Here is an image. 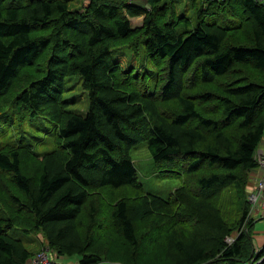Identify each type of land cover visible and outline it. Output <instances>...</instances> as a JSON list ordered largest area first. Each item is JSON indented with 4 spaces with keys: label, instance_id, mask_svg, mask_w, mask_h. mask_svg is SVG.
<instances>
[{
    "label": "trees",
    "instance_id": "obj_1",
    "mask_svg": "<svg viewBox=\"0 0 264 264\" xmlns=\"http://www.w3.org/2000/svg\"><path fill=\"white\" fill-rule=\"evenodd\" d=\"M124 48L139 65H123ZM73 75L87 92L85 112L64 97ZM27 119H39L43 138L52 137L49 150L36 152L43 138L22 135ZM4 124H12L14 140L0 141V264L35 256L9 233L14 227L42 234L49 249L76 255L78 264L106 263V253L92 250L95 211L85 203L95 190L127 186L139 197L114 202L118 227L110 231L128 246L124 264L247 263L254 220L245 186L264 135V6L0 0ZM139 142L157 167L165 164L160 176L194 174L195 185L187 180L166 198L144 193L130 156ZM232 186L244 194L236 220L220 204ZM257 255L255 262L264 247Z\"/></svg>",
    "mask_w": 264,
    "mask_h": 264
},
{
    "label": "rangeland",
    "instance_id": "obj_2",
    "mask_svg": "<svg viewBox=\"0 0 264 264\" xmlns=\"http://www.w3.org/2000/svg\"><path fill=\"white\" fill-rule=\"evenodd\" d=\"M141 17L134 18L133 23H140ZM126 56L123 58V65L126 63H131L135 65H139V62H135V57H128L130 55V51L124 48ZM25 69L24 71H27ZM133 68L130 69L132 71ZM66 87L68 88L64 92V97L66 99H73V102L68 105V107L74 111L85 112L88 105V97L87 92L81 87L80 79L78 75H73L67 77ZM164 106V105H163ZM174 102H170L166 104V107L169 110H174L176 107ZM171 112V111H169ZM23 131L22 135L29 136L31 134L38 135L39 137L43 138L44 135L42 134V130L40 129V122L39 119L29 120L27 119L23 123ZM6 129V130H5ZM3 130H5L3 132ZM0 133L4 135H0V141H13L14 138L12 136L13 133V126L12 124H4L0 127ZM52 147V137L46 135L43 138V143L41 145L34 146V149L38 153L45 152ZM130 156L133 160V164L136 168V172L138 175V180L141 183L143 189L142 191L145 193H150L157 195L162 198H166L169 194L181 184H184L187 180L189 181V185H195L196 175L194 174H180L174 177H162L160 176V172H164V165H159L158 167L154 164L151 153L149 152L146 144L144 142H139L136 146H134L130 151ZM255 169L249 171L247 173V182L245 186V194L252 188H248L250 184L254 185V173ZM244 196L238 188L229 187L228 189L224 190L220 204L223 205V212L227 217L231 220H236V199L239 196ZM139 197V191L132 187H123L120 190H111L110 188H100L95 190L91 193L87 203V205H93V209L95 211L94 218L95 223H93L92 229H94L93 233L96 237V242L92 247L93 251L99 250L102 253H106L108 256V260L104 264H124V260L127 259L126 256L128 253V246L126 242L116 234V232L110 233L111 230L116 229L118 226L114 220H111V207L113 206L114 202L125 198L128 200H136ZM88 211L87 208H84L83 214ZM2 216V211L0 209V217ZM249 219L254 220V226L250 230L249 237L251 236L252 240V247H253V258L247 261V263L243 264H252L256 261L264 247V242L262 243L258 238L256 239L255 236L258 235L255 231H264V226L262 225L263 222H258L256 217H250ZM142 230H138L142 233ZM148 230V228H147ZM237 229L233 230L230 234L229 241L231 242L230 238L233 239L232 236L237 235ZM9 233L16 238H20L23 242H25L26 247L30 251L36 252L37 254L41 249H44L47 245L43 241L42 234L38 233L37 235H30L28 233H23L21 229L18 227L12 228ZM27 237L30 240L27 241ZM228 241V242H229ZM42 242L44 244H42ZM40 247V248H39ZM51 257L53 259L57 258V260L53 261L57 264H78V259L76 255H57L55 250H51ZM218 257V256H217ZM148 258V257H147ZM264 259V256L257 262L256 264L260 263ZM31 261L27 262L30 264ZM142 264H158V262L154 259L148 258L147 261H144ZM205 264H223L221 262H213V263H205Z\"/></svg>",
    "mask_w": 264,
    "mask_h": 264
},
{
    "label": "built area",
    "instance_id": "obj_3",
    "mask_svg": "<svg viewBox=\"0 0 264 264\" xmlns=\"http://www.w3.org/2000/svg\"><path fill=\"white\" fill-rule=\"evenodd\" d=\"M264 6V0H257ZM264 139V135L262 136ZM255 160L257 162V168H259V174L254 179V185H251V189L247 192L246 198L249 203L247 219L250 217H256L261 208H264V152L257 150L255 153ZM232 241V239L230 238ZM226 241H229V238H226ZM230 242V241H229ZM51 257V249L47 246L44 249H41L35 256L32 258L30 264H57L53 261ZM256 264V263H255Z\"/></svg>",
    "mask_w": 264,
    "mask_h": 264
},
{
    "label": "crops",
    "instance_id": "obj_4",
    "mask_svg": "<svg viewBox=\"0 0 264 264\" xmlns=\"http://www.w3.org/2000/svg\"><path fill=\"white\" fill-rule=\"evenodd\" d=\"M258 150L264 152V139L261 140V142H260V144H259V147H258ZM258 174H259V168H257V169L255 170V173H254V179L258 176ZM251 185H252V184H250V186H249L248 188H250ZM256 220H257L258 222L262 221V222H263L262 225L264 226V208H261V209L259 210V213H258V215L256 216ZM255 232L258 233V235H256L255 238H256V239L258 238V239L263 243V242H264V231H255Z\"/></svg>",
    "mask_w": 264,
    "mask_h": 264
}]
</instances>
